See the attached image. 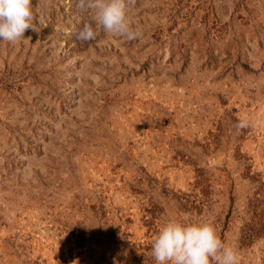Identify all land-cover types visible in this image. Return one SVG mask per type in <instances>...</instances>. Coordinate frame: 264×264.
<instances>
[{"label":"rangeland","instance_id":"rangeland-1","mask_svg":"<svg viewBox=\"0 0 264 264\" xmlns=\"http://www.w3.org/2000/svg\"><path fill=\"white\" fill-rule=\"evenodd\" d=\"M77 4L0 41V264H156L169 220L264 264V0H127L135 40Z\"/></svg>","mask_w":264,"mask_h":264},{"label":"clouds","instance_id":"clouds-1","mask_svg":"<svg viewBox=\"0 0 264 264\" xmlns=\"http://www.w3.org/2000/svg\"><path fill=\"white\" fill-rule=\"evenodd\" d=\"M77 7L93 13L95 28L86 24L81 40H92L104 32L135 40L141 36L128 19L127 0H78ZM32 0H0V41L14 43L32 25ZM246 122L241 127H246ZM152 256L156 264H239L237 251L222 242L214 225L169 220L155 236Z\"/></svg>","mask_w":264,"mask_h":264}]
</instances>
